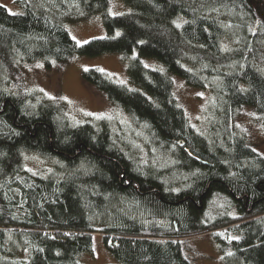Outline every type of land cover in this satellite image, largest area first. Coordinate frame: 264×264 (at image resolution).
<instances>
[{
	"label": "trees",
	"instance_id": "obj_1",
	"mask_svg": "<svg viewBox=\"0 0 264 264\" xmlns=\"http://www.w3.org/2000/svg\"><path fill=\"white\" fill-rule=\"evenodd\" d=\"M123 1L131 11L116 15L109 0H16L20 13L0 3V264H80L94 234L117 264H193L183 242L205 233L235 235L225 244L236 264H264V155L233 124L251 108L264 126V0ZM96 14L106 35L77 43L65 23ZM229 35L237 40L227 49ZM107 53L122 55L127 83L97 67L81 76L126 114L122 127L108 117L74 121L39 92L9 90L6 76L23 63ZM170 74L212 92L209 120L226 128L223 146L191 124ZM135 127L173 169L145 166ZM28 155L49 169L27 166ZM215 194L238 214L207 221Z\"/></svg>",
	"mask_w": 264,
	"mask_h": 264
},
{
	"label": "rangeland",
	"instance_id": "obj_2",
	"mask_svg": "<svg viewBox=\"0 0 264 264\" xmlns=\"http://www.w3.org/2000/svg\"><path fill=\"white\" fill-rule=\"evenodd\" d=\"M0 3L6 6L11 13L22 12L16 0H0ZM131 9L123 0H109L107 12L116 15L129 12ZM65 26L72 38L79 44L106 35L100 14L76 22H67ZM236 40V36H227L224 41L225 48H231L235 45ZM123 60L122 55L118 53H107L96 57L75 56L66 63L55 62L51 67H47L43 59H38L21 64L16 69L15 74L6 77L10 79L9 90L39 92L53 101L62 103L65 113L74 121H83L88 115L104 120H107L106 117H108L119 119L118 124L122 127L128 122L126 114L112 104L103 93L85 83L81 72L88 67H97L111 75L115 80L127 83L126 64ZM144 60L145 65L151 68L164 69L163 63L156 59L146 58ZM258 63L264 71V57ZM170 77L173 80L175 97L186 112L191 124L199 132L209 133L211 137L217 139L219 145L223 146V141L228 137V134L225 131L226 128H222L221 124L216 123L215 125L211 118L209 120V116L211 117L210 102L213 98L209 88L203 89L188 85L184 78L176 74H170ZM233 124L238 126L246 136L247 141L264 155V126L257 113L251 108H242L237 112ZM230 127L228 126V129H231ZM122 130L126 132L124 135L120 133L122 140L126 143H132V134L127 132L125 127ZM132 131L141 133L144 136L147 149L143 146L145 153L141 152L140 155L142 161L151 160L145 162L147 168L153 169V172H160L166 168L173 169L176 162L167 161L168 159L161 152L160 146L151 140L145 129L135 127ZM26 164L29 167L43 170L49 169L50 165L47 160L37 155L26 156ZM173 173H175V170ZM181 174L175 173L176 176ZM227 199L224 196L215 194L206 211L207 221L216 220L225 215L234 216L238 214V209L235 206H229L228 201L230 199ZM234 239H236L235 235L229 236L225 233L196 235L187 238L183 242V251L193 264H236L237 259L233 250L225 244L231 243ZM79 263L117 264V260L106 249L102 236L94 234L92 250L82 253L79 256Z\"/></svg>",
	"mask_w": 264,
	"mask_h": 264
}]
</instances>
